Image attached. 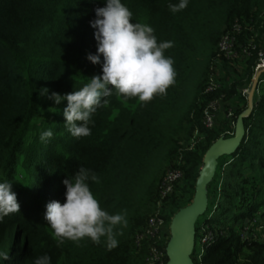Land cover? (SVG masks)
Masks as SVG:
<instances>
[{
  "label": "trees",
  "instance_id": "trees-1",
  "mask_svg": "<svg viewBox=\"0 0 264 264\" xmlns=\"http://www.w3.org/2000/svg\"><path fill=\"white\" fill-rule=\"evenodd\" d=\"M177 2L122 0L133 13L130 22L153 27L158 43L173 42L165 55L174 61L175 84L166 95L147 103L136 98L125 102L115 93L105 97L108 103L92 117V134L76 139L64 127L66 101L56 105L40 90L66 94L100 74V65L86 57L96 53L89 21L95 18L94 9L103 6L102 0H0V177L13 182L20 205L19 213L0 221V251L10 255L4 264H32L44 254L51 256L52 264H146L148 242L137 247L135 235L155 209L166 170L179 167L185 189H194L207 150L218 138L231 136L225 117L206 128L203 109L223 95L236 121L247 107L240 89L251 84L255 54L242 60L241 78L224 79L211 93L204 90L218 59L221 36L238 21L243 30L237 40L244 45L255 33L249 29L250 34L248 25L258 29L261 24L264 0H190L184 10L172 14L167 6ZM202 51L212 52L211 62L198 72ZM238 98L241 104L236 103ZM243 126L245 135L236 151L219 159L223 163L219 200L206 221L215 238L201 263L195 264H264V236L257 233L258 226L260 233L264 230L263 79ZM48 128L53 136L42 144L39 134ZM79 167L96 175L89 184L101 208L122 213L127 220L126 226L114 229L119 245L111 251L104 238L100 244L85 238L58 246L43 219L49 202H64L62 181ZM171 196L165 202L170 201L167 226L180 208L191 203L181 207ZM215 200L208 196L209 207ZM242 232L248 238H242Z\"/></svg>",
  "mask_w": 264,
  "mask_h": 264
},
{
  "label": "clouds",
  "instance_id": "clouds-1",
  "mask_svg": "<svg viewBox=\"0 0 264 264\" xmlns=\"http://www.w3.org/2000/svg\"><path fill=\"white\" fill-rule=\"evenodd\" d=\"M103 6L94 9L95 18L89 21L94 29L96 53L86 59L93 65H100L101 72L89 78L79 90L66 94L40 90L41 96L59 105L66 101L63 109L64 127L73 138L79 139L92 134L90 125L97 108L108 103L105 97L115 93L123 101L136 98L147 103L154 96L167 94L169 86L175 84L174 61L165 55V50L173 47L172 41H157L155 30L148 24L132 23L133 13L122 0H102ZM190 0L169 3L168 10L176 14L184 10ZM53 130L41 131L39 141L47 144ZM97 177L90 170L79 167L74 175L62 181L65 186L64 202L51 201L46 205L44 221L53 236L62 245L66 240L74 243L87 238L93 244H100L104 238L106 249L118 247L114 229L126 226L122 213L109 214L102 209L90 189L89 182ZM13 182L0 177V221L5 216L20 212ZM10 260L7 251H0V264ZM32 264H52L51 256L35 257Z\"/></svg>",
  "mask_w": 264,
  "mask_h": 264
},
{
  "label": "built area",
  "instance_id": "built-area-1",
  "mask_svg": "<svg viewBox=\"0 0 264 264\" xmlns=\"http://www.w3.org/2000/svg\"><path fill=\"white\" fill-rule=\"evenodd\" d=\"M243 30L242 25L235 21L230 28H228L225 33L221 36L218 43V59L216 61H221L225 59L228 61H233L236 59H248L255 54L256 63L253 67V77L249 87H246L241 90V95L244 97V102H247V94L250 90V87L254 79L258 76L257 86L255 92H257L258 85L260 81H264V40L257 43L253 37L246 39L245 44H238L237 35H239ZM212 72V69H211ZM261 76V77H260ZM261 78V79H260ZM219 87V82L216 77L210 74L209 81L204 90V93H211ZM224 96H220L217 99L209 101V103L203 109V118L202 124L211 129L216 125V117L220 112H224L225 118L229 121L230 135L232 136L235 129L236 121L234 122V109L232 107H226L224 103ZM237 120V119H236ZM175 165V163L173 164ZM183 172L179 167L171 166L168 168L160 182L158 188V198L155 202L154 211L148 216V221L146 226L135 235V244L137 247H140L141 243L146 240L148 242V257L146 259V264H168V257L166 254V245L169 240V226L165 219V214L163 212V206L166 202V199L170 197L176 188V185L182 181ZM220 186V183H218ZM219 200V195L214 201L213 205L209 207V211L203 217V223L197 228L196 231H199V242L201 244L200 252L196 253V238H195V247L192 254V259L194 263H201V257L205 252V248L214 240L215 233L207 232L208 225L207 220L213 217V214L216 210V202ZM242 238L246 239L247 234L242 232ZM196 237V236H195ZM195 253V254H194Z\"/></svg>",
  "mask_w": 264,
  "mask_h": 264
},
{
  "label": "water",
  "instance_id": "water-1",
  "mask_svg": "<svg viewBox=\"0 0 264 264\" xmlns=\"http://www.w3.org/2000/svg\"><path fill=\"white\" fill-rule=\"evenodd\" d=\"M258 76L259 74L247 94L246 109L237 117L233 135L229 138H218L207 150L196 181L193 200L180 208L171 218L170 237L166 245L168 264H195L192 254L195 247L196 225L198 219L205 215L207 210V187L214 178L218 160L234 153L244 138L243 119L252 111Z\"/></svg>",
  "mask_w": 264,
  "mask_h": 264
},
{
  "label": "rangeland",
  "instance_id": "rangeland-1",
  "mask_svg": "<svg viewBox=\"0 0 264 264\" xmlns=\"http://www.w3.org/2000/svg\"><path fill=\"white\" fill-rule=\"evenodd\" d=\"M254 27H255L254 25H248L247 29L248 30L253 29V32H255L253 35V38L255 40L257 38L258 41H263L264 40V14L262 16V21H261V24L259 25L258 29H256V27L255 28ZM250 34H252L251 31H250ZM246 38L249 39V35ZM211 53L212 52H210V51H208V53L205 51L200 52V54L198 55V62H199L198 72L199 71L202 72L203 70L205 71L209 67V64L211 62ZM242 64L245 67V62L242 61L241 59H236L233 61H228V60L216 61L213 64L211 73L214 77H216V79L219 83H221L222 80L224 81V79L229 81V82H233V81H235V79L241 78L242 73H243ZM225 66H227V69H225ZM227 72H228V74H227ZM246 87H249V86H246ZM222 117H223V114L221 112L216 117V123L221 121L223 119ZM228 124H230L229 121H228ZM228 156H230V155H228ZM228 156L226 157L227 159L229 158ZM221 161L222 160H218V164H217V168H216L214 178L212 179V181L210 182V184L207 187V195L210 196L211 200H215L217 198L219 190H220V186H219L218 182H219V175L222 172V166H223V163L220 164ZM220 166H221V168H220ZM219 168H220V170H219ZM218 170H219V172H218ZM184 183H185L184 181H180L176 187L175 192L171 196V198L175 197L176 199L179 200L181 207L186 205L188 202H191L193 200V196L195 193V188L189 189V191H187L185 189L186 184H184ZM168 203H165V205L163 206V212L167 217H168V215H170V208H169ZM203 217H204V215L198 219V222H199L198 227L203 223ZM260 230H261V227L258 226L257 227V231H258L257 233L264 236V230L261 233L259 232ZM206 231L208 233L210 231L214 232V231L210 230L209 228ZM169 235H170V233H169ZM241 235H242V233H241ZM200 248H201V244L199 242V231H198L196 234V247H195L196 253L200 252Z\"/></svg>",
  "mask_w": 264,
  "mask_h": 264
},
{
  "label": "crops",
  "instance_id": "crops-1",
  "mask_svg": "<svg viewBox=\"0 0 264 264\" xmlns=\"http://www.w3.org/2000/svg\"><path fill=\"white\" fill-rule=\"evenodd\" d=\"M239 62H240V61H239ZM240 63H241V62H240ZM242 66H243V64H242ZM244 88H246V86H244L243 88H241V90L244 89ZM236 100H238V101H236L237 104H241V103H240V102H241V101H240L241 98H238V99H236ZM220 113H221V112H220ZM220 113H219V114H220ZM219 114H218V115H219ZM222 114H223V117H222V118H224L225 116H224V112H223V111H222Z\"/></svg>",
  "mask_w": 264,
  "mask_h": 264
}]
</instances>
